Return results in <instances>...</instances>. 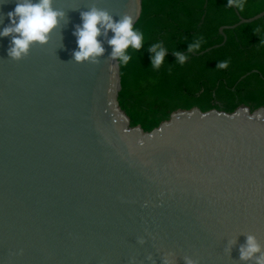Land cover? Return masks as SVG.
I'll use <instances>...</instances> for the list:
<instances>
[{"label": "water", "instance_id": "water-1", "mask_svg": "<svg viewBox=\"0 0 264 264\" xmlns=\"http://www.w3.org/2000/svg\"><path fill=\"white\" fill-rule=\"evenodd\" d=\"M16 3L0 0V31ZM93 4L133 25L142 9L141 0H54L65 19L20 61L0 37V264H163L168 254L173 264H245V235L264 244V106H194L150 131L131 125L105 37L98 64L72 57L80 12ZM232 7L238 21L219 27L222 41L192 55L264 17Z\"/></svg>", "mask_w": 264, "mask_h": 264}, {"label": "trees", "instance_id": "trees-1", "mask_svg": "<svg viewBox=\"0 0 264 264\" xmlns=\"http://www.w3.org/2000/svg\"><path fill=\"white\" fill-rule=\"evenodd\" d=\"M141 4L133 27L143 33V47L130 48L128 64L119 63L118 99L131 125L150 131L172 111L194 106L226 112L241 104L251 110L264 106V17L224 29L223 45L195 56L188 53L189 44L203 37L195 53L218 44L223 39L219 27L238 21L228 0H141ZM262 10L264 0H245L243 11L237 9L245 18ZM156 43L167 51L158 69L151 67L153 53L148 51ZM175 51L187 55L183 64L176 62ZM222 61L229 62L226 69L216 67Z\"/></svg>", "mask_w": 264, "mask_h": 264}, {"label": "clouds", "instance_id": "clouds-1", "mask_svg": "<svg viewBox=\"0 0 264 264\" xmlns=\"http://www.w3.org/2000/svg\"><path fill=\"white\" fill-rule=\"evenodd\" d=\"M54 0H17L13 11L7 13L10 23L0 31V37H10L8 57L14 61L27 58L33 47H43L50 41L52 32L60 26L66 13L62 9L53 7ZM235 6L243 11L245 0H228V7ZM82 24L76 25L73 35L77 38L78 50L72 53L76 63L98 64L104 55L105 49L98 36H104L112 47L108 56L111 61H118L121 65H127L131 59L129 49L140 50L143 47L144 35L139 29L133 27V17L125 14L119 20L106 10L93 4L88 10L81 11ZM3 20H0L2 23ZM114 35L108 39V32ZM259 31V29H256ZM201 37L188 45V53L199 51ZM148 51L153 53L151 67L158 69L165 60L167 51L159 44H152ZM176 62L183 64L187 55L175 51ZM228 61H222L216 65L219 69H226ZM110 67H114L111 65ZM246 242L239 247V260L245 264H264V244L253 234H247ZM143 244L145 241H138ZM168 256L164 257L163 264H173ZM152 259L151 256L148 257ZM185 264H196L190 257H184Z\"/></svg>", "mask_w": 264, "mask_h": 264}]
</instances>
